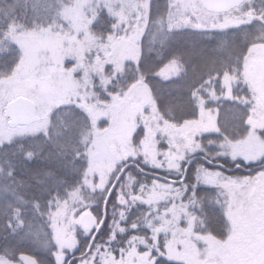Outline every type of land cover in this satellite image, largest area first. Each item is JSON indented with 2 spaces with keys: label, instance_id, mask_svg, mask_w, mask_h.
<instances>
[{
  "label": "snow or ice",
  "instance_id": "6c2138e0",
  "mask_svg": "<svg viewBox=\"0 0 264 264\" xmlns=\"http://www.w3.org/2000/svg\"><path fill=\"white\" fill-rule=\"evenodd\" d=\"M0 264H264V0H0Z\"/></svg>",
  "mask_w": 264,
  "mask_h": 264
},
{
  "label": "trees",
  "instance_id": "16d2710c",
  "mask_svg": "<svg viewBox=\"0 0 264 264\" xmlns=\"http://www.w3.org/2000/svg\"><path fill=\"white\" fill-rule=\"evenodd\" d=\"M188 31L196 32L198 30L190 29ZM187 42L190 43L192 46L199 45L201 47L206 48V47H209L211 44V35H209L208 37H203V38L189 37ZM158 60H159V58H157V60L154 61L153 63L155 64L156 62H158ZM242 95H250V94L249 93H242ZM219 103H220V111H219V115H218L217 119L219 120L221 118H227L228 120L233 121L234 124H233L232 131H234L235 135L238 138L243 137V135H244L243 127L240 125L239 120H238L239 110L235 108L233 101L224 99V100H221ZM227 166L231 167V164L229 163V164H227ZM146 170L152 171L151 169H146ZM235 171L241 172L242 170L236 169ZM254 171H255V169H254ZM156 172L163 174L160 170H156ZM143 177L144 178L152 177V175L145 173L144 175H142L141 178H143ZM95 207H96V205L93 204L92 207L89 208V210L91 212H93L94 214H96L95 211H93V209ZM110 211H111V204L107 205V215L108 216H110ZM213 227H214V234H217L218 238H221V234H225V237H226V229H225L223 223H216V224H214ZM81 231H82V229L80 228V230L77 232V238L78 239L80 238V232Z\"/></svg>",
  "mask_w": 264,
  "mask_h": 264
},
{
  "label": "rangeland",
  "instance_id": "374dc122",
  "mask_svg": "<svg viewBox=\"0 0 264 264\" xmlns=\"http://www.w3.org/2000/svg\"><path fill=\"white\" fill-rule=\"evenodd\" d=\"M73 62L70 60V59H66L65 62H64V66L67 68V67H70L71 64ZM100 124L103 125V126H108L104 119L102 118L101 121H100ZM158 148H162V149H166V141H163L161 144H158L157 145ZM162 172V170H160ZM163 173V172H162ZM225 174H228V175H231V174H235L236 176H254L256 174V170L251 172V173H247V172H240V171H229V170H226L225 169ZM142 179H145V182H147V179L146 178H142ZM84 209L80 208V209H77L76 212L74 213L75 216H79L80 213L83 211ZM88 211L89 208L87 209ZM110 215H111V211H110ZM80 230V227L79 226H75V233H76V236H77V232ZM226 238V237H225Z\"/></svg>",
  "mask_w": 264,
  "mask_h": 264
},
{
  "label": "water",
  "instance_id": "95a60500",
  "mask_svg": "<svg viewBox=\"0 0 264 264\" xmlns=\"http://www.w3.org/2000/svg\"><path fill=\"white\" fill-rule=\"evenodd\" d=\"M224 168L226 169V170H229V171H235L237 168H234V167H228L227 165H224ZM239 170H242V171H244V172H247V173H251V172H253L254 171V169H251V168H247V167H242V168H239ZM145 173L146 174H150V175H160V176H162L163 174H160V173H157V172H153V171H149V170H145ZM92 214L93 215H95L93 212H92ZM106 215H107V212H106ZM85 219H87V218H85Z\"/></svg>",
  "mask_w": 264,
  "mask_h": 264
}]
</instances>
